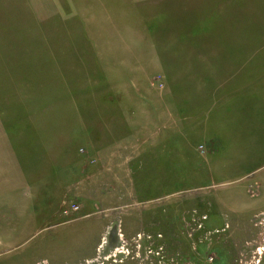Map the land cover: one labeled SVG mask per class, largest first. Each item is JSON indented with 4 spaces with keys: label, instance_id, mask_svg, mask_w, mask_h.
<instances>
[{
    "label": "rangeland",
    "instance_id": "rangeland-1",
    "mask_svg": "<svg viewBox=\"0 0 264 264\" xmlns=\"http://www.w3.org/2000/svg\"><path fill=\"white\" fill-rule=\"evenodd\" d=\"M0 264H264V0H0Z\"/></svg>",
    "mask_w": 264,
    "mask_h": 264
}]
</instances>
